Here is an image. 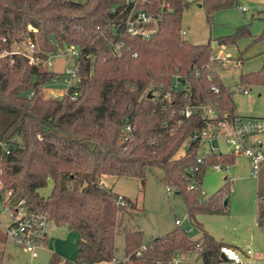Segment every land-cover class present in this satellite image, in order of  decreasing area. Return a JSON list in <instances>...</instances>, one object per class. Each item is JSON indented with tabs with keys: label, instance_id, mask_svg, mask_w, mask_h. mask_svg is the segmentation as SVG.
I'll return each mask as SVG.
<instances>
[{
	"label": "trees",
	"instance_id": "1",
	"mask_svg": "<svg viewBox=\"0 0 264 264\" xmlns=\"http://www.w3.org/2000/svg\"><path fill=\"white\" fill-rule=\"evenodd\" d=\"M124 1L0 0V51L31 42L36 61L29 63L24 52L0 58V193L11 191L25 200L28 210L45 212L51 223L78 233L74 259L53 253L47 264H168L194 250L200 264H219L223 243L204 231L196 216L226 212L228 187L201 199L200 186L207 166L231 165L235 155L207 153L197 164L200 143L189 138L232 117L231 92L210 70L211 42L190 43L181 34L190 1H140L138 7L158 20L149 38L125 31ZM234 3L202 0L199 5L210 17ZM248 34L243 25L213 41L231 43ZM70 46L79 50L78 81L62 98L45 97L42 86L60 73L42 63ZM175 75L180 77L178 88ZM239 81L244 89L264 86V60L257 70L241 73ZM74 91L78 96L72 99ZM186 104L209 105L215 116L198 110L185 117L181 110ZM126 124L133 130L123 139ZM154 168L162 172L160 181L182 196L187 216L203 231L199 241L177 225L143 243L139 229L123 226L135 203L107 189L102 177H133L144 183ZM49 183L50 190L43 193ZM256 212L257 225L264 229V189L257 192ZM120 233L124 260L115 258ZM6 239L0 230V243ZM3 259L1 249L0 264Z\"/></svg>",
	"mask_w": 264,
	"mask_h": 264
},
{
	"label": "rangeland",
	"instance_id": "2",
	"mask_svg": "<svg viewBox=\"0 0 264 264\" xmlns=\"http://www.w3.org/2000/svg\"><path fill=\"white\" fill-rule=\"evenodd\" d=\"M81 2L83 0H74ZM190 1L181 19L182 29L187 33L184 39L190 43H204L228 36L243 25L249 34L237 37L231 43L212 46L211 56L214 58L222 52L226 62L215 63L217 74L223 86L232 95L235 111L243 117H259L264 119V86L247 85V94L240 87V74L257 70L264 60V0H235L234 5L214 11L207 16L204 6H199L196 0ZM245 7V11L241 10ZM26 42L13 45V49L26 50ZM51 65L45 64L46 69L63 72L71 68L74 58L63 55H51ZM214 67V69H215ZM64 84L58 79L46 82L41 91L45 97L51 96L53 90H63ZM218 153H230L231 145L221 136L213 143ZM188 141L184 143L177 155L184 152ZM209 144H200V154L209 151ZM161 170L154 168L147 174L144 183L133 177H116L105 175L102 177L107 189L125 195L135 203V208L123 217V226L129 229H139L142 241L164 235L174 229L180 221L179 227L187 231L188 236L199 241L202 230L187 216L186 205L180 194L171 192L166 195V186L160 181ZM228 187V208L224 213L198 214L196 220L201 227L215 241L236 247L238 250L250 249L252 260L245 264H264V229L257 225L256 195L264 189V162L261 163L257 179L251 175L250 160L244 154L234 156V161L227 169L216 170L211 165L204 171L200 186L201 199L208 198L220 187ZM50 183L41 191L50 190ZM0 207V230L10 222L8 214ZM3 232V231H2ZM48 246L38 251L37 257L24 249H17L10 239L0 243V250L5 252L3 264H47L51 254L64 259L73 260L76 255L78 233L64 226L51 224L48 230ZM198 250L180 255L189 264H200L197 259ZM11 255V258L8 257ZM115 258L125 259L124 238L120 233L115 237ZM219 264H232L228 260H221Z\"/></svg>",
	"mask_w": 264,
	"mask_h": 264
},
{
	"label": "built area",
	"instance_id": "3",
	"mask_svg": "<svg viewBox=\"0 0 264 264\" xmlns=\"http://www.w3.org/2000/svg\"><path fill=\"white\" fill-rule=\"evenodd\" d=\"M140 1L142 0L124 1V4L128 6V11L123 20V26L125 31L131 36L149 38L156 32L158 20L153 14L138 7ZM241 10L245 11V7H241ZM181 34L184 37V29L181 30ZM26 46V50L4 49L0 51V58L13 52H24L28 57L29 63H36L33 56V43L29 42ZM56 55H63L75 59L71 68H66L63 72H60V78H58V80L64 84L63 90H53L50 92L51 96L62 98L69 93L70 88L75 86L78 81L79 50L74 46H70ZM49 59L50 57L42 63V67L46 68L45 64H52ZM216 62H220L221 64L226 62V57L222 52L218 53L214 58L210 56V70L214 71L213 65ZM195 75H199L198 70H195ZM179 79L180 77L175 75L174 88L180 87L181 83ZM210 88L213 92L218 91L217 87L214 85ZM243 93L247 94L248 91L244 89ZM77 96L78 92L74 91L71 98L75 99ZM168 97L169 94H165V98L168 99ZM198 110H202L204 115L215 116L214 109L209 105L194 106L186 104L181 110V114L187 117ZM123 130V139H126L127 136L131 134L133 127L130 124H126ZM219 136L223 137L226 143L231 145L232 154H244L248 157L251 164V175L257 179L260 165L264 162V119L259 117H243L234 111L232 117L220 121L217 128L213 129L210 126H207L201 131L195 132L190 136L189 140L199 142L200 144L205 141L210 147L209 151L197 156V164L203 163L207 153L218 154L216 146L212 143ZM211 166L216 170L227 169L229 167L228 164L221 163H215ZM193 170H195V167L190 168V171ZM189 187H192V185ZM170 192L171 188L167 187L166 195ZM119 200H121V197H119ZM0 207L3 209L2 212L8 214V217L10 218V222L3 227L2 231L6 238L14 243L17 249H24L29 252L32 257H37L38 251L47 248L48 230L49 226L52 224L47 213L28 210L25 200L21 197H14L11 191L0 193ZM175 223L180 225V221L177 219L175 220ZM137 254H140V251H137ZM219 254L220 256H224L225 260L230 261L232 264H245L247 261L252 260V252L250 249L238 250L225 244L219 247ZM181 261V258L176 257L168 264H181Z\"/></svg>",
	"mask_w": 264,
	"mask_h": 264
},
{
	"label": "crops",
	"instance_id": "4",
	"mask_svg": "<svg viewBox=\"0 0 264 264\" xmlns=\"http://www.w3.org/2000/svg\"><path fill=\"white\" fill-rule=\"evenodd\" d=\"M197 1V3H198V5L202 2V0H196ZM200 6V5H199ZM185 30V35H186V33H187V30L186 29H184ZM211 39L209 38L208 39V41H210ZM208 41H206V42H208ZM211 42H212V46H213V43L215 42V41H213V40H211ZM205 43V42H204ZM194 44H196V43H194ZM198 44V43H197ZM216 45H218V44H216ZM227 61V60H226ZM217 63V62H216ZM218 64V63H217ZM215 67V66H214ZM214 71H215V73L217 74V68L215 67V69H214ZM218 75V74H217ZM236 156V155H235ZM103 182V181H102ZM123 196H125V195H123ZM78 237H79V235H78ZM48 242H49V238H48ZM225 245H228V244H225ZM47 246H48V244H47ZM228 246H231V247H234V246H232V245H228ZM234 248H236V247H234ZM237 249V248H236ZM4 255H5V252H4ZM8 257L9 258H11V255L10 254H8ZM62 258V257H61ZM62 259H64V258H62ZM99 264H104V263H99Z\"/></svg>",
	"mask_w": 264,
	"mask_h": 264
},
{
	"label": "water",
	"instance_id": "5",
	"mask_svg": "<svg viewBox=\"0 0 264 264\" xmlns=\"http://www.w3.org/2000/svg\"><path fill=\"white\" fill-rule=\"evenodd\" d=\"M216 44H217V43H216V42H214V43H213V46H216ZM225 203H226V200H224V204H225ZM221 258H222L223 260H225V257H224V256H222V255H221Z\"/></svg>",
	"mask_w": 264,
	"mask_h": 264
}]
</instances>
